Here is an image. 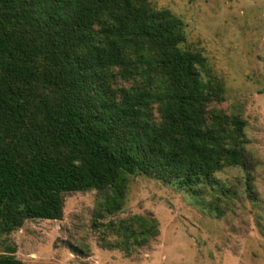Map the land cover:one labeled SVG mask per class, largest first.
<instances>
[{"label": "trees", "instance_id": "obj_1", "mask_svg": "<svg viewBox=\"0 0 264 264\" xmlns=\"http://www.w3.org/2000/svg\"><path fill=\"white\" fill-rule=\"evenodd\" d=\"M185 43L182 20L148 0H0V235L59 220L76 192L111 216L129 177L193 192L251 169L245 120L216 107L224 84ZM109 227L125 245L158 234L138 215Z\"/></svg>", "mask_w": 264, "mask_h": 264}, {"label": "rangeland", "instance_id": "obj_2", "mask_svg": "<svg viewBox=\"0 0 264 264\" xmlns=\"http://www.w3.org/2000/svg\"><path fill=\"white\" fill-rule=\"evenodd\" d=\"M148 1L182 20L184 47L222 80L216 107L245 120L251 169L225 168L215 185L193 192L129 177L122 210L104 218L95 215V191L68 194L59 220H27L1 234L0 255L23 264H264V0ZM135 215L154 218L158 234L125 245L109 225Z\"/></svg>", "mask_w": 264, "mask_h": 264}]
</instances>
